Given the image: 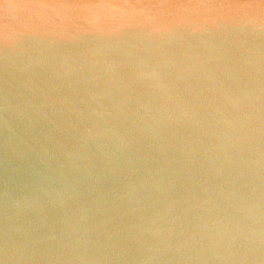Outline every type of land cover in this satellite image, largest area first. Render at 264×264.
I'll list each match as a JSON object with an SVG mask.
<instances>
[{
    "label": "water",
    "instance_id": "water-1",
    "mask_svg": "<svg viewBox=\"0 0 264 264\" xmlns=\"http://www.w3.org/2000/svg\"><path fill=\"white\" fill-rule=\"evenodd\" d=\"M0 264H264V0H0Z\"/></svg>",
    "mask_w": 264,
    "mask_h": 264
}]
</instances>
